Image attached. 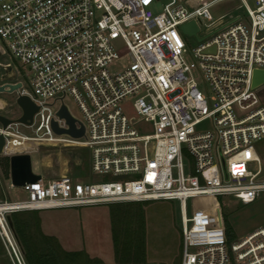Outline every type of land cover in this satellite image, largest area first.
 Instances as JSON below:
<instances>
[{
    "label": "built area",
    "instance_id": "obj_1",
    "mask_svg": "<svg viewBox=\"0 0 264 264\" xmlns=\"http://www.w3.org/2000/svg\"><path fill=\"white\" fill-rule=\"evenodd\" d=\"M220 1L169 0L156 13L159 0H0L4 55L28 69L30 89L13 69L14 82L38 107L31 125L0 124L5 156L39 147L84 152L75 174L25 184V201L0 200V242L10 264H28L10 225L14 213L160 200L179 205L180 264H264V224L229 241L214 203L228 196L250 204L264 192L256 150L264 105L252 88L254 70H264V0H239L245 18L212 23L200 35L201 20L211 21L209 9ZM190 23L197 31L183 30ZM181 34L198 42L194 62L184 57ZM117 42L129 63L112 72ZM3 56L1 71L12 67ZM62 106L75 129L83 127L80 138L53 131V121L69 129L57 116ZM140 122L149 132L136 128Z\"/></svg>",
    "mask_w": 264,
    "mask_h": 264
},
{
    "label": "rangeland",
    "instance_id": "obj_2",
    "mask_svg": "<svg viewBox=\"0 0 264 264\" xmlns=\"http://www.w3.org/2000/svg\"><path fill=\"white\" fill-rule=\"evenodd\" d=\"M168 2L169 0H159L152 7V10L156 13L160 12L163 5ZM247 2L250 6H253V0H247ZM209 13L211 21L202 19L199 24L200 35L204 34L205 29L212 25V23L213 26L210 27H217L219 24H224L235 17H246L245 10L239 0L217 2L209 9ZM181 37L186 45L187 52L184 55L186 61L190 63L194 62L192 51L198 45L197 40L185 34H181ZM0 46L5 50L7 48L6 43L2 39H0ZM115 48L119 59L109 66V70L112 72L120 71L129 63L125 47L117 42ZM1 59L12 65L16 72L17 80L21 81L26 89H30L27 74L28 69L8 51H6V54ZM192 73L198 82V88L203 91L202 74L196 69ZM257 95L260 102L264 105V85L257 89ZM14 97L15 95L0 94V115L12 120H16L20 116V110L15 105ZM67 104L71 112L81 119V115L76 107L71 102H67ZM124 111L129 117L135 116L134 110L131 107H124ZM149 126V124L140 122L137 123L136 128L143 132H149ZM21 129L25 134H29L30 132L26 128L21 127ZM256 150L261 160V176L264 177V139L256 144ZM23 152H30L32 170L39 175L43 174L45 170L49 172V178L62 175L61 158L66 161V172L63 175H71L79 170V167H75L74 165L75 161L80 159V156H84L83 150L72 148L49 150L39 147L32 151L23 150ZM46 156H50L51 165L49 168L44 169L42 159ZM3 157V155L0 156V162ZM86 162L84 160L83 165ZM250 167L253 171L257 169L255 163L251 164ZM84 172L88 174L87 168L84 169ZM95 179L100 178L96 177ZM0 200H27V194L24 190L11 186L9 170L8 178H6L3 175L2 168H0ZM214 203L220 210L223 225L225 224L230 227L232 239L242 238L264 224V192L260 193L256 200L250 204H242L228 196L216 197ZM140 206L145 215V252L147 254L145 264H180L182 240L178 202L168 200L147 201L140 204ZM108 207V205H101L79 209H52L36 212L39 214L38 217L42 219L40 220L41 232L45 236L54 238L63 251L83 253L89 261L94 262L92 264H115ZM187 210L190 214V202H187ZM14 235L16 236L15 232ZM0 264H10L1 242Z\"/></svg>",
    "mask_w": 264,
    "mask_h": 264
},
{
    "label": "trees",
    "instance_id": "obj_3",
    "mask_svg": "<svg viewBox=\"0 0 264 264\" xmlns=\"http://www.w3.org/2000/svg\"><path fill=\"white\" fill-rule=\"evenodd\" d=\"M86 166V164H85ZM3 175L8 178V157L0 162ZM143 202L108 205L115 264H145V215ZM13 230L28 264H92L83 253L65 252L52 237L40 229L38 212H19L10 217ZM229 241L231 230L225 225Z\"/></svg>",
    "mask_w": 264,
    "mask_h": 264
},
{
    "label": "water",
    "instance_id": "obj_4",
    "mask_svg": "<svg viewBox=\"0 0 264 264\" xmlns=\"http://www.w3.org/2000/svg\"><path fill=\"white\" fill-rule=\"evenodd\" d=\"M184 31H197L194 23L183 27ZM4 55V50L0 46V57ZM16 79L15 72L10 65L3 66L0 70V94L15 95V105L20 110V116L16 120L0 115V124L6 128L9 124L17 122L23 125H31L33 116L37 113L38 107L30 100L29 97L19 94L22 87L21 82H14ZM264 85V70H254L252 77V88L258 89ZM57 116L64 119L69 126L68 130L59 129L57 123H51L52 129L56 134H67L73 138H80L84 134L83 127L75 129L76 120L69 114L68 110L62 106ZM4 139L0 135V156L4 154ZM9 179L11 186L22 187L28 183H34L40 180V176L32 172L31 157L27 153L15 154L8 158ZM11 225V223H10Z\"/></svg>",
    "mask_w": 264,
    "mask_h": 264
},
{
    "label": "bare ground",
    "instance_id": "obj_5",
    "mask_svg": "<svg viewBox=\"0 0 264 264\" xmlns=\"http://www.w3.org/2000/svg\"><path fill=\"white\" fill-rule=\"evenodd\" d=\"M60 162V161H59ZM61 162H62V166H61V172H62V175L63 174H65V172H66V170H65V163H66V161H65V159H63V158H61ZM53 163H54V161H53ZM42 164L43 165H48V164H50L51 165V158H50V156H46V157H43V159H42ZM53 165V164H52Z\"/></svg>",
    "mask_w": 264,
    "mask_h": 264
},
{
    "label": "crops",
    "instance_id": "obj_6",
    "mask_svg": "<svg viewBox=\"0 0 264 264\" xmlns=\"http://www.w3.org/2000/svg\"><path fill=\"white\" fill-rule=\"evenodd\" d=\"M11 119V118H10ZM2 156V155H1ZM3 156L4 157H7V156H5V154H3ZM43 165V164H42ZM44 166V169H46V168H49L50 167V164H48V165H43ZM32 172L34 173V174H37V175H39L38 173H35L33 170H32ZM40 176V178H41V180H43L44 182H46V181H48L49 180V172H47V171H45L44 170V172H43V174H40L39 175ZM41 214V213H40ZM39 215V214H38ZM40 220H42V219H40ZM42 230V229H41Z\"/></svg>",
    "mask_w": 264,
    "mask_h": 264
}]
</instances>
